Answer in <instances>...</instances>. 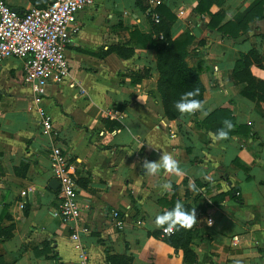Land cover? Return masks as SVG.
I'll return each instance as SVG.
<instances>
[{
  "label": "crops",
  "instance_id": "0c3cea01",
  "mask_svg": "<svg viewBox=\"0 0 264 264\" xmlns=\"http://www.w3.org/2000/svg\"><path fill=\"white\" fill-rule=\"evenodd\" d=\"M198 1L163 4L175 16L171 37L192 35L183 58L199 73L207 114L224 107L234 124L249 126L227 140H214L195 122L202 112L164 116L154 51L128 43L133 27L151 30L135 0H95L74 13L67 74L47 82L38 102L21 78V59H0V227L11 231L0 241V264H264V99L239 93L231 74L234 60L254 48L260 64L249 71L264 80V0H204L209 12H223L219 23H238L234 36L208 28V15L194 10ZM5 2L18 12L31 6ZM37 107L50 115V132L42 131ZM52 145L72 166L76 223L87 227L78 232L84 262L70 239L72 223L52 214L59 200L57 183L49 185ZM162 152L186 175L147 174L143 160ZM192 180L199 193L188 188ZM166 181L170 192L160 188ZM177 200L195 207L198 219L188 253L155 227V216Z\"/></svg>",
  "mask_w": 264,
  "mask_h": 264
},
{
  "label": "built area",
  "instance_id": "2783aa9c",
  "mask_svg": "<svg viewBox=\"0 0 264 264\" xmlns=\"http://www.w3.org/2000/svg\"><path fill=\"white\" fill-rule=\"evenodd\" d=\"M94 2L95 0H53L42 7L30 6L18 12L12 10L5 0H0V59L9 56L21 59V78L29 86L33 102L39 101L47 82L57 83L67 74L64 55L65 45L70 40L67 25L77 10ZM146 2L145 14L152 22H157L159 15L154 8L164 0ZM182 12V7H179L176 15ZM160 36L159 34L158 37ZM36 113L42 131L50 132V115L40 107L36 108ZM49 163L52 176L57 181L59 199L52 214L72 223L70 239L77 250L79 261L84 262L85 252L78 242V232L87 231V227L76 223L79 203L72 166L67 155L55 145L50 147ZM110 217L116 226L122 225L116 209L110 211ZM139 222L138 218L135 219L136 224Z\"/></svg>",
  "mask_w": 264,
  "mask_h": 264
},
{
  "label": "trees",
  "instance_id": "16d2710c",
  "mask_svg": "<svg viewBox=\"0 0 264 264\" xmlns=\"http://www.w3.org/2000/svg\"><path fill=\"white\" fill-rule=\"evenodd\" d=\"M28 1L31 6L36 7H42L49 2L48 0ZM135 3L142 9H145L147 6L146 0H135ZM154 9L159 15L158 21L152 22L148 17L151 27L149 31L145 30L142 25L133 27V29L129 31L128 43L143 48H150L154 51L155 67L157 70L155 88L160 97L163 114L166 118L170 119L179 115L174 104L182 93L198 88L200 90V95L196 97V99L202 100L203 85L199 79L198 71L193 67H189L183 58L185 46L192 38V35L188 33V31H182L176 36L171 37L169 25L175 19L174 14L163 3L156 5ZM194 10L200 13H206L208 15L207 27L216 28L221 33V36H226V34L234 36L237 34L239 30L238 23L229 20L219 23L223 16V12L220 9L209 12L204 0H199L194 6ZM159 34L161 35L160 37H158ZM259 61L260 57L257 51L254 48H250L234 60L231 74L239 85V93L250 99L263 100L264 80L255 78L249 71V65L251 63L259 65ZM251 91L253 93H250ZM225 119H230L232 121L231 111L227 108L219 107L211 110L200 120L195 118V122L205 129L210 130L212 133H215L218 129L223 127L222 122ZM248 128V124L238 123L230 134L247 132ZM10 235V228L0 227V241L10 237ZM166 236L169 240L183 247L185 252L188 253L185 244L189 240L190 230L179 228L171 235ZM108 258L110 259V256Z\"/></svg>",
  "mask_w": 264,
  "mask_h": 264
},
{
  "label": "clouds",
  "instance_id": "9594fccd",
  "mask_svg": "<svg viewBox=\"0 0 264 264\" xmlns=\"http://www.w3.org/2000/svg\"><path fill=\"white\" fill-rule=\"evenodd\" d=\"M199 95L200 90L198 88L182 93L174 104L175 109L181 116L185 114L192 115L196 112H202L204 115H207L205 102L196 99ZM222 123L223 127L218 129L215 133H210V136H212L214 140H227L230 132L236 127V124L230 119H225ZM141 166L149 175H158L161 170L167 174L177 176L186 175V172L180 167V162L172 154L167 152H162L159 159L156 161H149L145 158ZM205 179L209 178L205 177ZM160 188L162 192H170L172 190V183L166 181L160 185ZM188 188L194 193H199V191H201V189L197 188L194 180L189 182ZM197 221L195 207L190 209L186 208L182 201L177 200L171 209L157 214L154 222L155 227L161 229L165 235H171L179 228L190 230L196 225Z\"/></svg>",
  "mask_w": 264,
  "mask_h": 264
},
{
  "label": "water",
  "instance_id": "95a60500",
  "mask_svg": "<svg viewBox=\"0 0 264 264\" xmlns=\"http://www.w3.org/2000/svg\"><path fill=\"white\" fill-rule=\"evenodd\" d=\"M48 1H49V2H52L53 0H48ZM11 9H12V10H16L15 7H11ZM53 181L57 183V181H56L55 179H53L52 181L49 182V185H50V186H51V182H53Z\"/></svg>",
  "mask_w": 264,
  "mask_h": 264
}]
</instances>
